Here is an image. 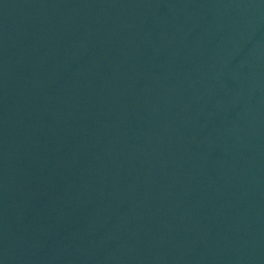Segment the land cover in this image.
Segmentation results:
<instances>
[{"label":"water","instance_id":"1","mask_svg":"<svg viewBox=\"0 0 264 264\" xmlns=\"http://www.w3.org/2000/svg\"><path fill=\"white\" fill-rule=\"evenodd\" d=\"M0 264H264V0H0Z\"/></svg>","mask_w":264,"mask_h":264}]
</instances>
